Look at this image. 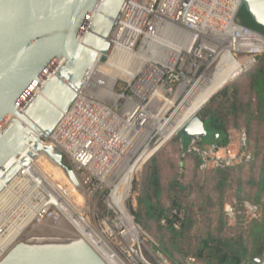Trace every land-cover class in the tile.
<instances>
[{
	"label": "water",
	"instance_id": "1",
	"mask_svg": "<svg viewBox=\"0 0 264 264\" xmlns=\"http://www.w3.org/2000/svg\"><path fill=\"white\" fill-rule=\"evenodd\" d=\"M125 1L0 0V193L33 161L81 212L80 179L52 137L98 53L101 60L109 54ZM239 2L264 27V0ZM204 103L180 134L208 136L198 115ZM0 264L109 262L52 207L4 250Z\"/></svg>",
	"mask_w": 264,
	"mask_h": 264
},
{
	"label": "trees",
	"instance_id": "2",
	"mask_svg": "<svg viewBox=\"0 0 264 264\" xmlns=\"http://www.w3.org/2000/svg\"><path fill=\"white\" fill-rule=\"evenodd\" d=\"M238 19L264 29L244 7ZM198 115L208 131L201 148L211 142L226 147L234 139L232 129L245 130L251 157L203 168L198 151L188 150L190 139L178 132L169 140L179 157L159 152L146 163L134 214L144 228L156 229L159 246L152 248L171 264H185L187 253L204 264H255L264 259V52L245 74L215 92ZM229 200L237 215L234 225L227 219ZM247 204L256 207L249 220Z\"/></svg>",
	"mask_w": 264,
	"mask_h": 264
},
{
	"label": "built area",
	"instance_id": "3",
	"mask_svg": "<svg viewBox=\"0 0 264 264\" xmlns=\"http://www.w3.org/2000/svg\"><path fill=\"white\" fill-rule=\"evenodd\" d=\"M218 1L219 2H216L215 0H145L143 5L146 6H143L144 14L142 18L134 20V25H138L139 30H142V32H138L139 36L136 38L134 45L130 47L127 45L124 46L123 50L125 52L129 53L131 51L134 53L140 51L146 36H149L151 41L154 40L156 35L159 34L157 33L158 30L165 28L166 25L169 27L168 29L170 31L173 29L171 34L173 33V36L178 41L183 42V47L178 53L170 52L166 59L167 62H159L157 60L158 63L156 66L158 67L151 66L150 71H154V68H156V71L149 73L148 79L145 81L147 85L143 88L141 94L143 95L141 99L142 101L140 102L141 109L140 107L137 108L139 113H148L150 112L148 108L153 105L155 98L165 102V105L169 101L174 100L175 104L166 110H164V105L159 112L160 121L164 119L161 123H166L163 128L168 125V128L164 129V132H167L169 128L173 127L171 122L174 118L180 115V109L184 107V103L185 105L187 103H193L205 88L217 82L222 74L233 67L235 64L234 62L239 65V68L229 77V79L221 84L222 87L245 74L256 64L257 56L264 52V36L259 32L244 26L238 21L239 0H222L221 5L220 0ZM128 2H130V0H126L123 4L117 21L122 19L121 17L124 15L123 8ZM117 21L114 30L118 29ZM152 30L153 32L147 35ZM179 30L183 33L181 38H178L176 35ZM115 35V32H113L112 38H114ZM126 37V31H122V34L119 35V39L122 43ZM138 42L139 47L137 46ZM112 44H114V41H112ZM226 56H229L234 64L231 63L226 66L228 61L225 58ZM101 61L103 62V60ZM161 68L162 71L159 72ZM134 79L135 78H133L132 81L125 79V81L131 86L133 94H126L125 91L120 92L116 90V83L114 84V90L120 94L118 98H122V109L120 110H123L126 104L132 106L135 102H128V98L130 99L136 96L137 89H139L137 86L140 79L137 80V82H134ZM135 86L137 87L136 89ZM139 87L142 88L141 83L139 84ZM157 90L161 93L159 94ZM145 98H148L146 104L143 102V99ZM126 99L128 103L125 102ZM171 108L173 109L172 112L169 116H165ZM147 115V118H149V113ZM127 117L128 116L126 115L125 118ZM189 118L190 117L186 118L182 126ZM151 122L153 127L151 130H154L156 128V121L154 118H151V120L142 127L138 126L132 129H134V132H138L141 136H144V139L151 140L155 135L153 131L147 130L149 129V124ZM61 123L62 121L60 124ZM182 126H180L174 133L179 132V129ZM58 127L56 132L58 131ZM128 131L132 130L125 129L122 133ZM201 139L202 137L200 136L190 138L188 150L198 151L202 161L201 167L203 168L209 166L220 167L230 165L234 162L242 159H249L251 157V153L247 150V133L245 130L238 131L236 142H230L226 147H218L214 142H211L205 148H201L199 145ZM164 142V138L161 137L159 145L155 148L149 149L146 145L145 150L135 159L134 162H141L142 157L145 156L147 152L150 150H153L152 153L155 152ZM98 144L105 149L111 150L109 155L113 156L112 149L105 147L102 139H100ZM59 146L63 152L65 151L64 154L66 153L70 165L78 176L81 175V170L87 172V174H84L82 180L84 184L91 181V176H99L92 172L93 170L91 168H94V166L97 165L99 170H102L101 164L108 165V157L104 156V154H100L99 151L94 150L95 148L92 145L91 147L89 146L91 156L93 157H91L87 163L89 166H86L84 163L78 165L76 160L71 159L70 153L65 150V147L61 145ZM83 152L85 153L87 151L85 150ZM152 153L148 155L139 166L144 164ZM124 155L125 154H123V156ZM99 156L100 158H98ZM139 166L137 169H139ZM99 180L103 181L101 178ZM52 207H54L57 212L60 210L55 203H50L47 206L42 205L34 213L31 222L34 223L38 217L43 218ZM227 209L231 215L234 213L232 207L229 206ZM253 211L256 212V207Z\"/></svg>",
	"mask_w": 264,
	"mask_h": 264
},
{
	"label": "bare ground",
	"instance_id": "4",
	"mask_svg": "<svg viewBox=\"0 0 264 264\" xmlns=\"http://www.w3.org/2000/svg\"><path fill=\"white\" fill-rule=\"evenodd\" d=\"M144 1L145 0H130V2L124 6V15L121 17L123 20L120 19L117 21L118 29L114 30L116 35L114 38H110V40L114 41L115 47L113 52L109 55V61L103 63L100 59L102 53H98V56L91 65L82 89L77 94L78 97L76 103L74 102L70 109L65 113L62 123H59L60 125H58V131L52 137L53 141L56 142V145L65 147V150L70 153L72 160H76L78 165L84 163L86 166H89L87 163L92 157L89 146L98 145L100 139H102L105 147L112 149V153L116 158L113 161L107 162V164L110 165L105 169L103 175L97 165H95L94 168H91L93 170L92 172L97 171L94 173L98 174L101 178L110 177L112 173V170L110 169H112L114 163L116 161L119 162L120 159L123 160V150H119L117 144L119 141L125 140L126 145H128L129 141H131L129 137L125 138L127 135L122 133L123 130H129L138 126L142 127L147 124L151 118H154L158 123V125L156 123V126L159 127V129H163L166 124L159 121L160 116L148 112L149 118H147L148 113H139L137 108L140 107L141 103L139 100L142 99L143 95L141 94L143 88L147 85L145 81L148 79L149 73L151 72V66H156L158 61L167 62L166 59L170 52L178 53L183 47V42L178 41L173 36V33L171 34L173 29L170 31L168 29L169 27L166 25L165 28L158 30L157 33L159 34L156 35L154 40L151 41V38L146 36L140 51L134 53L130 51L128 53L123 50L126 45L128 47L134 45L136 38L139 36L138 32H142V30H139L138 25H134V20L142 18L144 14L143 6H146L143 5ZM215 1L219 2L218 0ZM221 1L222 0H220V5ZM126 24L128 25L126 26ZM122 31L127 32V37L123 40V43L119 39V35L122 34ZM152 32L153 30L147 35ZM182 34V31L179 30L176 35L178 38H181ZM117 42H121V46H119ZM225 58L228 60L226 66L233 63L229 56H226ZM146 63L150 64V66L145 68L142 67ZM234 63L233 67L222 74L220 78L221 82L229 79V77L238 70L239 65L236 62ZM161 71L162 68L159 72ZM139 73H141V78L137 86L139 88L137 89V95L130 98L131 100L128 98V102L138 100L139 102L135 105L133 104L130 106L126 104L123 110L116 111L111 107H108L105 103L95 101L96 98H102L105 101L117 99L120 96V94L114 90V84L117 79L123 78L132 81V79ZM102 75H105V81L108 83L107 87L104 86L106 83H103V87L105 88L100 84L101 78L103 77ZM140 83L142 88L139 87ZM137 87L135 86V89ZM84 89H86L89 94L86 92L82 94ZM158 93L160 94L161 92L158 91ZM201 93L197 96L195 101L200 98ZM212 93H210V95ZM205 101L206 100L202 103ZM125 102L128 103L127 99ZM167 104V108H169L175 104V101H169ZM126 115L128 116L127 118H125ZM167 134L165 136L163 135L164 140L167 139ZM85 150L87 152L84 153L83 151ZM110 156L112 155L107 156V161H109ZM98 158H100V156ZM143 158L144 156L142 157V161L144 160ZM141 162L136 161L131 164L127 170H125L123 179L127 177L124 176L129 168L131 169L134 166V169L131 171L133 172L135 171V168H138L137 165ZM20 171L0 193V233L5 229L10 232L18 231L20 227L17 228L18 223H15L17 217L26 216L31 223L33 215L38 208L42 205L47 206L50 203H55L58 208L64 211L65 215L71 220L77 231L80 232L82 236H85L103 254V256H105L109 264H128L117 254L110 244H107L108 242H105L103 236L99 235V233L91 228L90 224L81 216V213L77 211L69 201H67L65 195L54 185V183L50 182L45 173L33 161ZM114 173L115 171H113L112 174ZM29 192L35 194L29 195ZM121 217L123 218V222L126 223L128 231L133 234V237H138L139 232L131 220L125 215H122ZM24 232L25 230L15 239V241L20 238ZM12 240V237L8 238L9 242H7L8 244L6 247L2 244L3 247L0 248V255L4 252L5 248L12 243Z\"/></svg>",
	"mask_w": 264,
	"mask_h": 264
},
{
	"label": "rangeland",
	"instance_id": "5",
	"mask_svg": "<svg viewBox=\"0 0 264 264\" xmlns=\"http://www.w3.org/2000/svg\"><path fill=\"white\" fill-rule=\"evenodd\" d=\"M127 25L128 24H126V26ZM117 43L119 44V46H121V42H117ZM137 46L139 47V42ZM113 49H114V44L111 45L109 54L107 57L103 59V63H107L109 61V55L112 53ZM148 66L150 65L146 63L142 67L145 68ZM153 70L156 71V68H154ZM102 76H103L101 78L102 82L100 81V84L103 87V83L104 84L106 83L104 86L107 87L108 83L107 81H105L106 80L105 75H102ZM134 78H135L134 82H137V80L141 78V73L137 74ZM224 82L223 81L221 82V80L219 79L217 82L213 83L211 86L205 88L202 91L201 96L198 100L194 101L193 103H187L186 105L184 103V107L180 109V115L172 120L171 125L173 127L167 130L168 134L163 133L164 129L168 128V125L163 129H159V127L156 126L154 130H151L153 128L151 125L152 122L149 124V129L146 128L148 131L151 130L155 134L151 138V140L144 139V136H141V134L138 132H134V129H129L132 131H128L124 133L125 135H127L125 136V138L129 137L131 141H129L128 145H126L125 140H121L117 144L118 149L123 150V154L125 155L123 156V160L120 159L119 162L116 161L114 163L112 169L110 170H112L111 171L112 173L113 171H115V173L114 174L111 173L110 177L108 176V177L101 178L99 176H91V181L84 184L82 180H83L84 174H87V172H85L84 170H81L80 171L81 175L78 176L81 181V185L84 184L82 185L83 199H82L81 212L65 196L67 198V201H69V203H71V205L77 211H79L81 213V216L90 224L91 228H93L97 233H99V235L103 236L105 239V242H108L107 244H110L111 247L117 252V254L126 263L128 264H166L164 262V259L166 258H163V257L161 258V256H159L156 253V251L152 248V245L159 246L158 240H157L158 238H157L156 229L153 227V229L149 231L146 228H144L137 221L136 216L134 214V209L137 208L138 195L141 192V188L139 189L140 180L142 178L141 174L145 171L146 163L154 154H157L159 152H164L166 154H173V156L179 157L180 154L174 151L176 150V148L172 142V139L171 140L169 139L172 136H174V134L178 133V132L176 133L174 132L184 123L181 119H185V115H187L186 113L189 110L195 109L194 110L195 112L198 109V107L202 104V102L208 98L210 93H212L216 88L220 87L221 84H223ZM115 88L116 90L120 92L125 91L126 94H133L131 90V86L123 78L117 79ZM218 91H219V88H218ZM84 92L89 94V92L86 89L82 91V94ZM95 101L100 102V103H105L108 107H111L112 109L117 110V111L122 109V98L112 99L109 101H105L102 98H96ZM139 101L141 102L142 100H139ZM139 101L136 100L134 104L138 103ZM147 101H148V98L143 99L144 104H146ZM205 104L206 103H204V105ZM164 105H165V102H163L160 99L155 98V100L153 101V105H151V107H149L148 110L152 112L153 114L160 116L159 112L164 107ZM166 108H167V104L165 105L164 110ZM172 110L173 109L171 108V110H169L168 114H166L165 116H169ZM161 121L163 122L164 119H162ZM236 131L237 129L231 130L233 135ZM166 134L168 135L167 138H169L168 139L169 141L167 140L166 142H164L157 149L156 153H154L144 164H142L141 166H139L138 164L137 167L139 166V169L135 168V171L131 172L134 169V166L131 169L129 168V170L126 172V175L124 176V177L126 176L127 177L123 179L125 170H127V168L132 163H134L135 159L145 150L146 145L149 147V149L155 148L157 145H159L161 137H163V135L165 136ZM99 145L100 144L93 145V147L95 148L94 150L99 151V153L104 154V156H108L110 153V150L105 149L104 147H102L101 145L99 146ZM135 146H136V149H135ZM152 151L153 150H150L144 156L143 159H145L148 155H150ZM64 156H65L67 163L70 164L66 153L64 154ZM115 158L116 156H114L113 154V156H110L109 162L113 161ZM101 165H102L101 167L102 170H105L110 164L108 165L101 164ZM94 172H97V171H94ZM103 172L104 171H102V175L104 174ZM132 176H133V179H132ZM100 178L103 181H100L99 180ZM50 182L52 181L50 180ZM28 194L34 195L35 193L32 194L29 192ZM229 206L232 207L233 209L234 213L232 215L229 213L227 209ZM247 206H248V209L246 211V215H247V220H249L255 215V212L253 211L255 209V206L253 204H247ZM226 211L228 215L227 219H228L229 224L230 225L236 224L237 215L235 214L234 207L232 203L230 202V200L226 203ZM58 213L77 231L76 227L73 226L71 220L68 219L67 215H65L63 210L60 209ZM122 215L127 216L131 220V222L135 225V227L137 228L139 232L138 237L134 238L133 234L128 231V227L126 223L123 222V218L121 217ZM15 223H18L17 228L20 227L18 231L16 230L15 232H10L5 229L4 231L0 233V248L3 247L2 244H4V247L7 246L8 244L7 242H9L8 238L10 237H12L13 240L11 242L13 243L15 239L24 230L26 231L33 224L32 222L30 223L28 221V218L26 216L17 217L15 220ZM78 233L80 234V232ZM12 243H10L8 247ZM185 264H204V263L197 260L196 257L193 256L192 254L187 253ZM259 264H264V259Z\"/></svg>",
	"mask_w": 264,
	"mask_h": 264
},
{
	"label": "flooded vegetation",
	"instance_id": "6",
	"mask_svg": "<svg viewBox=\"0 0 264 264\" xmlns=\"http://www.w3.org/2000/svg\"><path fill=\"white\" fill-rule=\"evenodd\" d=\"M132 5H134V4H132ZM240 11V10H239ZM238 14H239V12H238ZM241 18H242V20H244V22H246L247 24H250V25H253L254 26V23H252V21L250 20V19H246V17H245V15H243V16H241ZM238 21H239V19H238ZM240 22V21H239ZM130 26V25H129ZM128 26V27H129ZM249 28V27H248ZM252 29V28H251ZM254 30V29H253ZM255 31H257V30H255ZM257 32H259L260 34H262L263 36H264V29H261L260 31H257ZM167 45V44H166ZM185 117H186V115H185ZM183 122L186 120V118L185 119H181ZM180 124V123H179Z\"/></svg>",
	"mask_w": 264,
	"mask_h": 264
},
{
	"label": "crops",
	"instance_id": "7",
	"mask_svg": "<svg viewBox=\"0 0 264 264\" xmlns=\"http://www.w3.org/2000/svg\"><path fill=\"white\" fill-rule=\"evenodd\" d=\"M237 133H238V132H235V133H234V135H233V138H234V139H233V141H231V142H233V143L236 142V140H237Z\"/></svg>",
	"mask_w": 264,
	"mask_h": 264
}]
</instances>
